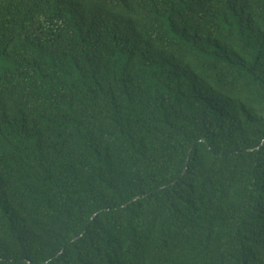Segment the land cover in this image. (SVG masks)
Returning a JSON list of instances; mask_svg holds the SVG:
<instances>
[{
	"label": "trees",
	"instance_id": "1",
	"mask_svg": "<svg viewBox=\"0 0 264 264\" xmlns=\"http://www.w3.org/2000/svg\"><path fill=\"white\" fill-rule=\"evenodd\" d=\"M0 264H264V0H0Z\"/></svg>",
	"mask_w": 264,
	"mask_h": 264
}]
</instances>
